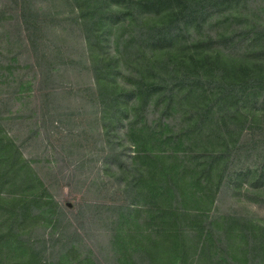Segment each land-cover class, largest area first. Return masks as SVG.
<instances>
[{
    "label": "rangeland",
    "instance_id": "1",
    "mask_svg": "<svg viewBox=\"0 0 264 264\" xmlns=\"http://www.w3.org/2000/svg\"><path fill=\"white\" fill-rule=\"evenodd\" d=\"M173 7L0 0V264H264V93L188 59L264 65V0Z\"/></svg>",
    "mask_w": 264,
    "mask_h": 264
},
{
    "label": "trees",
    "instance_id": "2",
    "mask_svg": "<svg viewBox=\"0 0 264 264\" xmlns=\"http://www.w3.org/2000/svg\"><path fill=\"white\" fill-rule=\"evenodd\" d=\"M149 2H154L158 4L159 8H166L168 6H172L173 10L171 13V18L168 23L165 24L164 28L157 29L153 35L150 37L152 40L157 42H162L164 40L171 41L172 38H175L179 33L183 30L187 29V23H195L198 22V25L202 23L203 20L208 16L209 12L215 11L220 8L222 5L228 4L229 6L243 4V0H149ZM224 8V7H222ZM189 25V24H188ZM261 27V26H259ZM262 29L258 31H254L253 29L246 30H232L227 36L226 33L223 34V38H220V42L223 44L232 43H243L246 41L251 42L254 38L255 40L262 38ZM250 39V40H249ZM200 47V45H197ZM191 51V52H190ZM188 59L195 61L197 64H204L205 61L215 63L219 66L222 72V76L225 79H231L232 81V89H223L220 95L216 96V100L223 101L226 97H228L234 90L237 96L241 97L248 90L256 92L257 98L261 97L264 93V65L255 63L251 68L249 64H246L244 61H226L224 60L219 51H212L208 53H202L196 48L192 50L190 46H188ZM262 70L263 73H257V70ZM169 77V76H168ZM170 79L174 80H186L185 75H170ZM188 85H192L193 82L191 79L196 78L202 80L201 76L189 77ZM212 80V79H211ZM199 107V105H197ZM202 108L199 107L203 112L208 111L209 109H205V105ZM235 111H238L236 108L232 114L233 119L231 124H233V120L235 119ZM205 118H201L200 123H202ZM26 201V200H25ZM1 236V235H0ZM1 240V238H0ZM24 241V240H23ZM12 247V243H9ZM17 247H20V240L17 241Z\"/></svg>",
    "mask_w": 264,
    "mask_h": 264
}]
</instances>
